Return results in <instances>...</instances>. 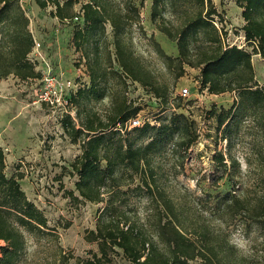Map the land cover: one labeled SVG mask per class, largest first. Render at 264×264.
<instances>
[{"label":"trees","instance_id":"trees-1","mask_svg":"<svg viewBox=\"0 0 264 264\" xmlns=\"http://www.w3.org/2000/svg\"><path fill=\"white\" fill-rule=\"evenodd\" d=\"M33 1L61 22L77 16L79 0ZM235 5L244 22L239 34L252 52L226 43L212 0H151L150 22L175 44L177 55L171 56L153 34L145 36L135 0H81L70 45L88 83L71 88L60 116L65 136L80 150L64 169L76 181L63 196L102 206L94 229L84 235L97 252L76 264H113L119 255L128 264H264V86L251 61L253 55L264 59V0ZM134 32L147 38L171 85L135 52ZM33 47L20 0H0V79L40 81L43 74L29 57ZM187 69L196 70L201 91L233 96L229 107L200 109L215 145L213 172L203 178L215 189L226 179L231 189L225 193L198 195L178 181L200 140L191 110L178 112L182 98L173 96ZM131 84L157 100L162 113L174 110L156 124L144 121L128 130L142 111L128 96ZM5 169L0 148V264L24 258L26 236L53 244L50 264H68L73 256L59 246L57 228L21 189L23 175L8 177ZM231 227L256 234L250 251L232 242Z\"/></svg>","mask_w":264,"mask_h":264},{"label":"rangeland","instance_id":"rangeland-1","mask_svg":"<svg viewBox=\"0 0 264 264\" xmlns=\"http://www.w3.org/2000/svg\"><path fill=\"white\" fill-rule=\"evenodd\" d=\"M212 1L223 18L226 39L229 43L235 42L241 25L236 0ZM135 2L140 8L145 36L153 34L155 41L167 55L176 56L175 44L156 31L150 22L151 0H142V5L141 0ZM80 4L81 0L73 6L75 15L80 11ZM20 5L29 18V30L33 39L40 45L39 49L32 50L29 57L36 63V69L43 76L49 75L54 82H21L12 76L0 79V148L5 155V173L8 177L23 175L19 181L21 189L28 199L43 210L49 226L57 228L59 246L66 255L73 256L68 264H76V259H88L91 251L97 252L96 245L87 243L84 235L86 230L94 229L97 211L102 206L81 202L74 204L63 196L64 190H74L76 181L75 177L67 176L64 169H70V163L80 150L65 136L60 125V116L66 110L64 102L72 90L68 83L74 87L88 83L84 67L78 64V54L70 45L72 29L76 22L59 21L52 16L51 8L41 10L33 0H20ZM132 38L135 52L161 79L171 85L172 80L147 38L137 32L133 33ZM244 48L252 52L248 45ZM251 61L256 80L259 85L264 86V59L253 55ZM196 76V70L187 69L186 75L179 79L173 88V96L182 98L181 108L177 111L188 115L187 111L191 110V117L197 121L200 128V140L190 152L185 175L180 176L178 181L198 195L205 192L225 193L231 189L226 179L219 181V187L215 189L203 178L213 172L211 157L215 145L213 137H209L214 135V132L210 130L209 123L201 118L200 109L209 108L212 104L229 107L233 96H212L206 91H201ZM183 88L189 90L186 97L179 94ZM128 96L142 107L138 115L141 123L147 121L156 124L161 117L174 110L169 108L162 113L160 103L137 84L129 86ZM107 101L103 102L104 106ZM223 147L224 144L218 145L219 149ZM242 168L244 169V165ZM240 188L242 191L244 185ZM230 229L231 240L238 248L244 251L253 248L255 233L248 234L240 228ZM53 253L52 243L45 240L36 242L32 237L26 236V254L18 264H50L53 261ZM113 264L128 263L119 255L114 257Z\"/></svg>","mask_w":264,"mask_h":264},{"label":"built area","instance_id":"built-area-1","mask_svg":"<svg viewBox=\"0 0 264 264\" xmlns=\"http://www.w3.org/2000/svg\"><path fill=\"white\" fill-rule=\"evenodd\" d=\"M78 19H79V15H77V16L74 18V20H78ZM226 43H227L228 45H236V46L239 47V48H244L245 45H246V44H245L244 37L242 36V34L236 35V37H235V42H233V43H229L228 39H226ZM39 47H40L39 43H37V42L34 40L33 51L39 49ZM41 81H42V82H44V81H46V82H47V81H49V82H54V79L51 78L49 75H45V76L42 77ZM45 84H46V83H45ZM49 84H50V83H49ZM68 86H70V88H74V85L71 84L70 82L68 83ZM179 94H180L181 96H183V97L188 96V95H189V90H188V88H183V89H181V90L179 91ZM44 100H46V99H44ZM64 103H65L64 106L66 107L67 101H65ZM51 104H52V102H51ZM65 111H66V110H65ZM141 125H142V123H141V121H140V118L137 116L136 118H134V119H132L131 121L128 122L127 129L129 130V129L133 128V127H139V126H141Z\"/></svg>","mask_w":264,"mask_h":264},{"label":"crops","instance_id":"crops-1","mask_svg":"<svg viewBox=\"0 0 264 264\" xmlns=\"http://www.w3.org/2000/svg\"><path fill=\"white\" fill-rule=\"evenodd\" d=\"M236 10H237V12H238V14H239V19H238V20H239V22H240V24H241V25L239 26V28H241V26L244 24V22H243V20H242V18H241V15H240V14H241V10H240L239 8H237V7H236ZM239 31H240V30H239ZM240 32L242 33V31H240Z\"/></svg>","mask_w":264,"mask_h":264}]
</instances>
